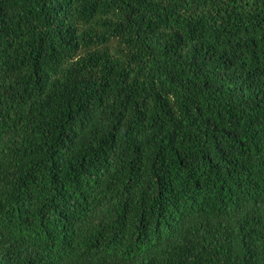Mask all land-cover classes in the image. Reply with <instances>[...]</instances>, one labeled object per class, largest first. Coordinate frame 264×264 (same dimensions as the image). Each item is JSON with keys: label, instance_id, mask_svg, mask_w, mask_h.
I'll use <instances>...</instances> for the list:
<instances>
[{"label": "trees", "instance_id": "trees-1", "mask_svg": "<svg viewBox=\"0 0 264 264\" xmlns=\"http://www.w3.org/2000/svg\"><path fill=\"white\" fill-rule=\"evenodd\" d=\"M0 264H264V0H0Z\"/></svg>", "mask_w": 264, "mask_h": 264}]
</instances>
